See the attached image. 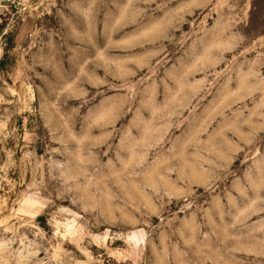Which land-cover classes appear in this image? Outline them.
Listing matches in <instances>:
<instances>
[{"label": "rangeland", "instance_id": "rangeland-1", "mask_svg": "<svg viewBox=\"0 0 264 264\" xmlns=\"http://www.w3.org/2000/svg\"><path fill=\"white\" fill-rule=\"evenodd\" d=\"M0 264H264V0H0Z\"/></svg>", "mask_w": 264, "mask_h": 264}]
</instances>
